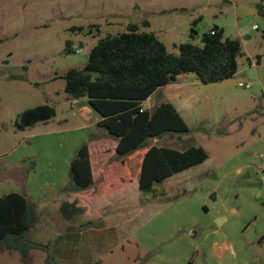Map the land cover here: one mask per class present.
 <instances>
[{
    "label": "rangeland",
    "instance_id": "obj_1",
    "mask_svg": "<svg viewBox=\"0 0 264 264\" xmlns=\"http://www.w3.org/2000/svg\"><path fill=\"white\" fill-rule=\"evenodd\" d=\"M129 24L154 33L176 54L180 43L201 44L206 32L223 29L225 37L241 40L243 55L233 77L203 84L184 72L178 82L185 83L171 95L184 101L189 131L157 144L201 146L208 153L203 163L148 192L139 191L136 179L121 197L87 208L78 200L79 207H59L54 194L40 201L31 237L49 245L62 264H70L62 257L70 252L59 250L68 225L83 231H73L82 242L72 258L78 264H188V250L209 223L218 224L217 216L228 215L222 226L236 240L264 227V0H0V195L19 191L37 198L51 188L40 185L51 181L49 169L65 167L79 134L72 128L80 126L72 111L62 110L72 97L61 76L82 69L100 38ZM239 82L252 87L241 89ZM46 103L56 107L55 117L23 130L15 126L22 111ZM89 193L84 196L91 200ZM99 210L107 212L103 221ZM83 238L91 239L89 245ZM47 255L45 247L29 253L2 248L0 264H47Z\"/></svg>",
    "mask_w": 264,
    "mask_h": 264
},
{
    "label": "trees",
    "instance_id": "obj_2",
    "mask_svg": "<svg viewBox=\"0 0 264 264\" xmlns=\"http://www.w3.org/2000/svg\"><path fill=\"white\" fill-rule=\"evenodd\" d=\"M178 49L177 54L169 52L157 35L129 24L124 31L100 38L82 69L71 68L61 76L68 95L87 96L89 104L102 116L97 126L118 140L116 159L121 162L123 172L107 169L104 183L94 197L111 195L137 178L141 191H151L155 184L208 158L201 146L179 150L152 142L155 138L187 133L189 127L172 103L144 108L143 102L184 72L195 73L203 84L233 77L238 71V58L243 55L242 42L225 37L223 29H214L202 36L201 44L183 42ZM66 51H71L69 46ZM56 114L54 105L41 104L22 111L15 126L23 130ZM94 183L90 147L85 141L70 160L69 183L59 191L66 198L72 192L91 188ZM40 201H30L18 191L0 196V249L29 253L33 248L45 247L47 264H62L51 254L49 245L31 237L40 219Z\"/></svg>",
    "mask_w": 264,
    "mask_h": 264
},
{
    "label": "crops",
    "instance_id": "obj_3",
    "mask_svg": "<svg viewBox=\"0 0 264 264\" xmlns=\"http://www.w3.org/2000/svg\"><path fill=\"white\" fill-rule=\"evenodd\" d=\"M179 77H181V75L177 77L175 82L163 86L159 88L157 91H155L147 100L143 102V107L150 108L161 102H170L176 107V109L185 119L183 115L185 109L184 101L180 99V97H175V98L171 97V95L173 96L174 92L176 91L178 92L177 89L182 84L185 83V82H178ZM178 95H180V93ZM69 101L70 103H68L67 101L63 104L62 110L66 113H69V110L72 111L75 114L74 117L79 119L78 121L80 122V126H78L77 128L76 127L72 128V129H76V132L79 133L77 143L72 145L73 146L72 148L74 149H72V151L66 155L65 167L61 169V172L56 171V169L53 170L49 169L50 172L49 175H51L50 178L51 181H49V179H46L41 183L40 186L44 188L51 186L50 189H46L43 192L40 191L41 193L39 192V194L36 196L37 198L31 197L32 195L30 196L28 193H23V194L30 201L31 200L40 201L46 198L47 195L54 194L56 196L55 202H57L59 207H61L63 202L64 203L70 202L71 203L70 205L73 207L77 203V202L74 203V201L78 200L80 207L82 205L86 208L88 207V204L91 202L107 203L109 201L117 199L118 197H121L124 194L126 188H123L122 190L120 189L119 191L108 196H104L100 198L94 197L91 200H89L84 196L86 194H90L89 193L90 191L91 193L95 194L96 191L103 185L105 179L104 172L107 169L108 170L116 169L117 171L120 172L121 171L123 172V170L121 167V162L116 159V148L118 145V140L110 136L105 129L97 126L102 116L89 104L87 96H82L80 98L72 97V100ZM65 132L54 131L53 133L58 134L60 136L62 133ZM166 137L167 136H164L162 138L152 139V142L157 144V142H159L161 139ZM85 141L89 143V147H90V155H91V162H92L95 183L91 188L80 192H72L70 193V195H68L65 198L64 194H62L59 190L69 183V162L72 156L74 155L77 147ZM184 149H179V150H184ZM260 156L264 158V151L260 153ZM260 168L261 169L264 168L263 164H261ZM139 191L141 192L140 189ZM72 203L74 204L72 205ZM79 205L76 204V207H79ZM205 208L209 210L207 206ZM232 210L233 213L237 211L235 207H233ZM88 213L89 212H86L85 216L91 215ZM96 213H97L96 217L99 219L101 218L100 221H103V219L105 218L104 215L107 212H102L99 210ZM74 214L77 216L79 213L76 212ZM218 219L220 220V223H218L219 225L214 223L213 221L209 223L204 233H202L201 241L192 244L193 249L192 251L189 249L186 256L188 260V264H195L198 260H200L201 264H211L212 260L219 262V264H264V227L262 228V231L258 233V235L256 236L254 235L251 238L244 237L245 238L244 240H240V239L236 240L233 238L234 234L228 235L224 231V226H222V224H225L229 221L228 215L217 216V220ZM87 223L90 224L93 222L92 220H90L86 222V224ZM65 229H66L65 233L62 235L61 238L63 242L59 243L60 245L59 250H62L64 252L67 251L70 252V254L67 255L68 259L65 256L66 253L63 254L62 257L65 258V260L68 261L70 260L69 261L70 264H78V262L74 263L72 258L74 257V255H76V253L79 250H81L77 248V246L82 242H80L81 238L76 239L73 237L74 236L73 231L78 230L80 235H82L83 231L79 230L77 227H73V231H72L70 225H68V227H66ZM86 230H88L89 232L94 231V227H89ZM221 235H223L224 237L221 238L222 237ZM245 235L246 234L243 233V236ZM196 236H197V232L195 237ZM261 237L263 238L261 239ZM90 240H91L90 238L82 239V241L85 242V244L87 245H89L88 243H90ZM46 242L48 241H45L44 243ZM246 250L251 251L249 255V259L246 258L247 257ZM198 254H200V257L198 256Z\"/></svg>",
    "mask_w": 264,
    "mask_h": 264
},
{
    "label": "built area",
    "instance_id": "obj_4",
    "mask_svg": "<svg viewBox=\"0 0 264 264\" xmlns=\"http://www.w3.org/2000/svg\"><path fill=\"white\" fill-rule=\"evenodd\" d=\"M254 29H257L258 28V25L255 24L253 26ZM214 30V29H213ZM213 30H211L213 32ZM238 87L241 88V89H244V90H248L252 87V84L250 82H247V83H244V82H239L238 83Z\"/></svg>",
    "mask_w": 264,
    "mask_h": 264
},
{
    "label": "water",
    "instance_id": "obj_5",
    "mask_svg": "<svg viewBox=\"0 0 264 264\" xmlns=\"http://www.w3.org/2000/svg\"><path fill=\"white\" fill-rule=\"evenodd\" d=\"M154 110H155V107L151 109V114L153 113ZM263 161H264V158H263ZM217 222L220 223V220L218 219Z\"/></svg>",
    "mask_w": 264,
    "mask_h": 264
},
{
    "label": "flooded vegetation",
    "instance_id": "obj_6",
    "mask_svg": "<svg viewBox=\"0 0 264 264\" xmlns=\"http://www.w3.org/2000/svg\"><path fill=\"white\" fill-rule=\"evenodd\" d=\"M263 167H264V161H263Z\"/></svg>",
    "mask_w": 264,
    "mask_h": 264
}]
</instances>
